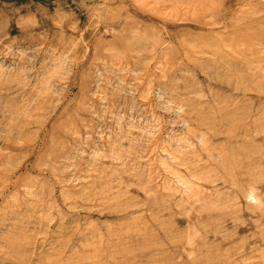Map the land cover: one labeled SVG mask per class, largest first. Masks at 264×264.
I'll list each match as a JSON object with an SVG mask.
<instances>
[{
	"label": "rangeland",
	"instance_id": "obj_1",
	"mask_svg": "<svg viewBox=\"0 0 264 264\" xmlns=\"http://www.w3.org/2000/svg\"><path fill=\"white\" fill-rule=\"evenodd\" d=\"M0 264H264V0H0Z\"/></svg>",
	"mask_w": 264,
	"mask_h": 264
}]
</instances>
